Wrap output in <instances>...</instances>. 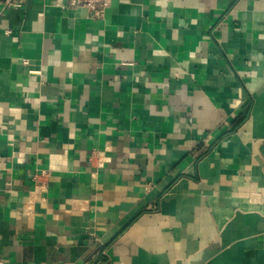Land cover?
Listing matches in <instances>:
<instances>
[{
  "label": "crops",
  "instance_id": "0c3cea01",
  "mask_svg": "<svg viewBox=\"0 0 264 264\" xmlns=\"http://www.w3.org/2000/svg\"><path fill=\"white\" fill-rule=\"evenodd\" d=\"M0 264H264V0H0Z\"/></svg>",
  "mask_w": 264,
  "mask_h": 264
},
{
  "label": "built area",
  "instance_id": "2783aa9c",
  "mask_svg": "<svg viewBox=\"0 0 264 264\" xmlns=\"http://www.w3.org/2000/svg\"><path fill=\"white\" fill-rule=\"evenodd\" d=\"M72 5H84L92 10L101 12L108 7L112 0H70Z\"/></svg>",
  "mask_w": 264,
  "mask_h": 264
},
{
  "label": "trees",
  "instance_id": "16d2710c",
  "mask_svg": "<svg viewBox=\"0 0 264 264\" xmlns=\"http://www.w3.org/2000/svg\"><path fill=\"white\" fill-rule=\"evenodd\" d=\"M246 119V115H243L240 117V119L235 123V127H237L238 125H240L244 120Z\"/></svg>",
  "mask_w": 264,
  "mask_h": 264
}]
</instances>
